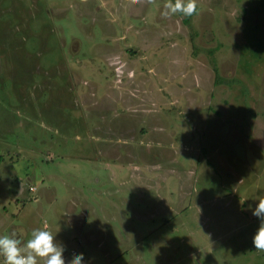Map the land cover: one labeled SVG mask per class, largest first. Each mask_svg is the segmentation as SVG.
Listing matches in <instances>:
<instances>
[{"label":"rangeland","instance_id":"rangeland-1","mask_svg":"<svg viewBox=\"0 0 264 264\" xmlns=\"http://www.w3.org/2000/svg\"><path fill=\"white\" fill-rule=\"evenodd\" d=\"M166 2L0 0V142L19 146L0 149V170L25 190L4 198L7 224L52 223L64 258L87 264H264L251 210L264 197V0H196L192 16L163 15ZM211 57L237 82L216 85ZM109 186L117 198L99 193ZM82 196L101 229L91 209L74 223L98 248L69 246L61 212Z\"/></svg>","mask_w":264,"mask_h":264},{"label":"crops","instance_id":"crops-1","mask_svg":"<svg viewBox=\"0 0 264 264\" xmlns=\"http://www.w3.org/2000/svg\"><path fill=\"white\" fill-rule=\"evenodd\" d=\"M35 101H36V99L33 100L32 105L37 107V103L38 102H35ZM2 116H3V118L5 120H7V118L4 115H2ZM36 117L37 116L33 117V116H28L27 115V116L23 117V119L21 121H18V122L21 124L22 127H24V128L27 127L28 129H30V131H34V136L33 137H37L38 138L39 135L37 134V130L35 128H33L32 126H30V125L27 126V124H32V125H34L36 127H39V128L41 127L42 128V123L40 122L41 119H37ZM33 120H35V121H33ZM53 127L55 128V130H57V129L60 130L59 126L54 125ZM4 133L5 132H1L0 131V138H1L2 135H4ZM50 138H51V140H53L51 135H50ZM58 138L59 137H57L56 139H58ZM100 139H103V138H100ZM42 142L45 143V145L47 144V147L52 144V141H50V139H47V138H46V140L45 139L42 140ZM122 144H123V142H122ZM122 144H119V148L120 149H122V147H123ZM101 146H103V145H101ZM105 146H107L106 143H105ZM112 146H114V145L112 144ZM18 147L19 146H16L15 148H11L10 144L8 145V142H5L4 140H3V142H0V149L6 150V149L9 148L10 150L7 151L9 153H11V151H13V150L15 152L16 148H18ZM96 147L98 148L97 151H98L99 155H103L106 152L105 149L102 150V148H100L99 146H96ZM27 148H28L27 152H28L30 157L31 156L33 157V156L36 155V153H37L36 149L30 148V147H27ZM113 148H114V151L117 152L115 147H113ZM92 150H93V148H92ZM86 151L87 150H85L84 152H86ZM123 151H124V149H123ZM114 153L112 154L113 156H114ZM39 155H40V152L38 151V157H39ZM94 158H97V157H90L89 161L92 162L94 160ZM119 160H120L121 163H123V161H122L123 159H119ZM3 162H4V158H3L2 154H0V164L3 163ZM129 165H130V163H129ZM24 169L25 170L23 172L27 175L28 180H29L28 191H35L36 185L34 183H32V181H31V178L33 179L35 176L32 173H30V171L27 170L26 168H24ZM115 169H116L115 171H117V164H115ZM12 172H14V170ZM117 172H119V175L117 174ZM117 172H116V174L118 175V178H119L120 182L122 183V173H121V176H120V172H122V167H120V169ZM27 173H29V174H27ZM5 174H6V171L1 169L0 170V210L2 211L3 208H4V211H2V212L0 211V236L10 235L12 232H16L22 237L23 241L26 242L28 240V238H27V229L34 230V229L38 228V227H36V224H35V221H36V219L38 217L37 216H33L28 223L22 224L20 222L23 219V217L25 216V214H20L19 212L18 213H13L12 214L13 215L12 219H14V218L17 219L19 221V223L18 222L14 223V221H10L9 224H7L8 223L7 219H9V217H8V213L6 212V207L4 205V201L9 198V199H15L16 202L17 201L22 202L25 198H19V197H22V194L25 192V190L23 188V184H19V185L14 186L15 189H12L11 186L9 187V189H7V185L6 184H7L8 180H9V177L8 176L6 177ZM10 176H13V175L10 173ZM36 176H41V175L37 174ZM11 181L9 182L10 184H11ZM30 184H32V185H30ZM110 185H112V184H110ZM31 187H33V189H31ZM112 189H114V188H112ZM112 189L109 186L108 191H106V192L100 191L99 193L101 195H104L107 198H117L114 195V194H117V192H118V191H116L117 189H115V191H113ZM4 198H6V199L4 200ZM73 198H76V197H73ZM73 198H70L69 201H70L71 205H70V207H68L67 209L64 210L65 214H63L61 212L62 216H64V218H65L64 219L65 220V226L68 227L69 230H71V232H70L71 234L67 237V239L70 241V244H69L70 249L75 248L73 246V244H72L74 242L80 243L78 245H82V248H84L88 242L92 243L91 245H93L96 248H98L103 243V240L101 239L100 236H98V233L95 232L96 229L94 231H92L90 227L83 228V226H86L85 220H88V219L86 217H80L81 215L79 214V210L81 209L82 213H85L86 210H88V209L90 210L91 209L93 214L95 215L93 217V223L94 224H97L98 221H102L103 217L99 218L97 216V213L95 211H93L95 209V204H93V206H92V204L89 202L87 197L85 198V197L82 196V198H77L76 200H72ZM21 199H23V200H21ZM34 200L37 201V197H35ZM119 204H122V200H121V202H119ZM115 205L116 204L107 205L106 208H103L104 211L106 210V216H104L105 219L108 217L109 212H113V210H114L113 207ZM116 209H117V207L115 208V210ZM40 212L43 215L42 210ZM116 213H118V212H116ZM75 219H80V220L83 219V226H82V224H81L80 227L76 226L75 223H74ZM89 223L92 224V222H90V221H89ZM5 226H7V228L9 230L4 231V229H6ZM97 227H99L97 229H101V225L98 226V224H97ZM89 229L91 230V232H90ZM47 230H50L55 235L54 239H55V241L58 244L63 245L64 248L66 247L64 245V243H66L65 238L62 236V234L59 231H57V229H55V227L52 225V223H51L50 226H47ZM68 254H69L68 257L70 259H72L73 258L72 255L73 254L70 251H69ZM75 254H78V252H76ZM68 257H66V258H68ZM66 258H65V260H67ZM88 261L90 262L91 259H88ZM0 264H4V258H3L2 255H0ZM40 264H42V262H40ZM84 264H87L85 257H84Z\"/></svg>","mask_w":264,"mask_h":264},{"label":"clouds","instance_id":"clouds-1","mask_svg":"<svg viewBox=\"0 0 264 264\" xmlns=\"http://www.w3.org/2000/svg\"><path fill=\"white\" fill-rule=\"evenodd\" d=\"M140 3L141 0H132ZM163 15L183 13L192 16L197 11L196 0H167ZM251 208V205L249 206ZM252 214L259 219V226L253 235L256 250L264 251V197L258 198V204L252 208ZM55 235L45 228H36L26 242L22 237L12 232L10 235L0 236V255L4 264H65L64 246L58 244ZM69 264H84V254H73Z\"/></svg>","mask_w":264,"mask_h":264},{"label":"trees","instance_id":"trees-1","mask_svg":"<svg viewBox=\"0 0 264 264\" xmlns=\"http://www.w3.org/2000/svg\"><path fill=\"white\" fill-rule=\"evenodd\" d=\"M179 13V12H178ZM181 14V13H180ZM211 65H212V69L214 71V74H215V80H214V83L217 85V84H220V83H227V84H230V83H233V82H237L236 79H227L223 76H221L219 74V71H218V68H217V65L215 63V59L213 57H211Z\"/></svg>","mask_w":264,"mask_h":264},{"label":"built area","instance_id":"built-area-1","mask_svg":"<svg viewBox=\"0 0 264 264\" xmlns=\"http://www.w3.org/2000/svg\"><path fill=\"white\" fill-rule=\"evenodd\" d=\"M31 189H33V187H31Z\"/></svg>","mask_w":264,"mask_h":264}]
</instances>
